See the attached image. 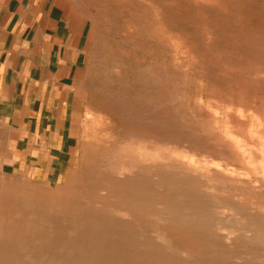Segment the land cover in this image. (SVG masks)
I'll return each mask as SVG.
<instances>
[{
	"label": "rangeland",
	"instance_id": "obj_1",
	"mask_svg": "<svg viewBox=\"0 0 264 264\" xmlns=\"http://www.w3.org/2000/svg\"><path fill=\"white\" fill-rule=\"evenodd\" d=\"M62 1L72 146L0 153V264H264V0Z\"/></svg>",
	"mask_w": 264,
	"mask_h": 264
},
{
	"label": "crops",
	"instance_id": "obj_2",
	"mask_svg": "<svg viewBox=\"0 0 264 264\" xmlns=\"http://www.w3.org/2000/svg\"><path fill=\"white\" fill-rule=\"evenodd\" d=\"M74 32L62 0H0V153L47 177L72 146Z\"/></svg>",
	"mask_w": 264,
	"mask_h": 264
}]
</instances>
